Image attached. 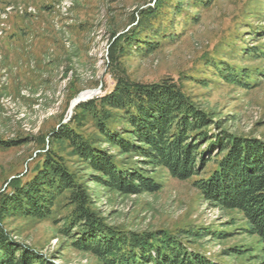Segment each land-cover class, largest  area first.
Returning <instances> with one entry per match:
<instances>
[{"label": "trees", "instance_id": "16d2710c", "mask_svg": "<svg viewBox=\"0 0 264 264\" xmlns=\"http://www.w3.org/2000/svg\"><path fill=\"white\" fill-rule=\"evenodd\" d=\"M212 1L149 0L137 17L132 16L135 25L122 33L114 30L106 62L113 86L107 90L104 83L105 93L79 103L68 122L60 119L42 130L37 139L41 151L32 170L7 180L0 190V264H62L37 245L20 241L7 222L16 216L45 220L57 208L68 210L61 221L54 220L63 223L57 236L102 264H229L187 243H193L190 237L224 238L228 232L199 226L183 231L185 241L166 229L137 231L111 224L96 208L91 184L110 195L155 194L163 188L156 177L160 168L175 179H192L209 207L242 215L246 222L242 232L257 237L260 250L233 246L229 255L252 257L258 250L259 257L253 258L264 255V139L231 130L224 119L187 93L181 78L136 80L126 65V58L135 52H154L162 41L173 39L181 15L197 20L190 8ZM258 36L264 37V29ZM241 54L251 61L264 60V45L243 48ZM232 61L208 65L223 80L247 89L258 84L257 76L264 78V66L251 68ZM2 144L11 147L18 141ZM66 146L76 162H82L89 180L62 153Z\"/></svg>", "mask_w": 264, "mask_h": 264}, {"label": "rangeland", "instance_id": "374dc122", "mask_svg": "<svg viewBox=\"0 0 264 264\" xmlns=\"http://www.w3.org/2000/svg\"><path fill=\"white\" fill-rule=\"evenodd\" d=\"M148 5L149 0H0V190L5 189L7 180L32 170V161L41 151L40 133L60 119L62 123L71 119L74 98L93 89L103 94L104 83L107 90L113 86L106 73L112 33L116 28L120 33L129 30L136 24L131 23L132 16L137 17L139 9ZM188 12L198 19L181 15L173 39L162 41L154 52H135L126 58L129 72L145 82L181 78L187 93L224 119L231 130L264 139V78L257 76L258 84L247 89L223 80L208 65L210 61L235 59L234 64L246 67L264 66L263 59L251 61L241 54L243 48L264 45V37L258 36L264 29V0H213ZM79 27L85 30L80 37L74 33ZM254 30L261 32L254 36ZM97 81L99 84L93 86ZM15 140V146L2 144ZM45 144H50L49 138ZM62 153L89 180L82 162H76L68 146ZM156 175L163 188L155 194L110 195L91 184L96 208L111 224L137 231L166 229L193 241L187 242L191 247L229 264L263 261L264 255L253 258L259 257L260 245L257 237L242 232L246 222L241 214L209 207L192 179H175L162 168ZM67 212L57 208L45 220L12 217L7 220L8 227L20 241L55 255L57 263L102 264L93 255L66 246L65 239L57 236L63 223L54 220L58 217L61 221ZM199 226L228 233L224 238L186 239L183 231ZM233 246L259 250L254 252L256 256L237 257L229 255Z\"/></svg>", "mask_w": 264, "mask_h": 264}, {"label": "water", "instance_id": "95a60500", "mask_svg": "<svg viewBox=\"0 0 264 264\" xmlns=\"http://www.w3.org/2000/svg\"><path fill=\"white\" fill-rule=\"evenodd\" d=\"M100 90L98 89H93V90H89L86 92H83L81 94H79L76 98H74L71 102V106H70V114L73 112V109L81 102L86 101L90 98H93L94 96H96L99 93Z\"/></svg>", "mask_w": 264, "mask_h": 264}, {"label": "crops", "instance_id": "0c3cea01", "mask_svg": "<svg viewBox=\"0 0 264 264\" xmlns=\"http://www.w3.org/2000/svg\"><path fill=\"white\" fill-rule=\"evenodd\" d=\"M84 32H85V30H83L81 27H79L78 29H77V31L75 30V35H77L78 37H80L81 36V34H84ZM77 48V47H76Z\"/></svg>", "mask_w": 264, "mask_h": 264}, {"label": "bare ground", "instance_id": "6f19581e", "mask_svg": "<svg viewBox=\"0 0 264 264\" xmlns=\"http://www.w3.org/2000/svg\"><path fill=\"white\" fill-rule=\"evenodd\" d=\"M59 6V5H58ZM30 10H32V9H30Z\"/></svg>", "mask_w": 264, "mask_h": 264}]
</instances>
